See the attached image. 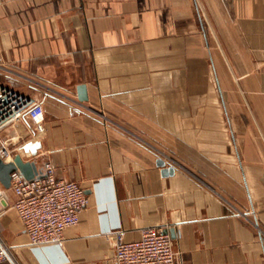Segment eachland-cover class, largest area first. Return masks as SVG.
<instances>
[{
    "label": "crops",
    "instance_id": "1",
    "mask_svg": "<svg viewBox=\"0 0 264 264\" xmlns=\"http://www.w3.org/2000/svg\"><path fill=\"white\" fill-rule=\"evenodd\" d=\"M0 82L44 106L0 147L89 196L63 246L9 210L17 264H115L148 227L176 264H264V0H0Z\"/></svg>",
    "mask_w": 264,
    "mask_h": 264
},
{
    "label": "built area",
    "instance_id": "2",
    "mask_svg": "<svg viewBox=\"0 0 264 264\" xmlns=\"http://www.w3.org/2000/svg\"><path fill=\"white\" fill-rule=\"evenodd\" d=\"M30 118L38 131H43L44 106L20 90L0 82V134ZM0 156L13 160L6 145ZM43 177L28 180L19 171L11 173V186L0 183V264H17L12 246L2 230V218L14 209L31 245H64L66 230L80 221L81 212L89 204L85 189L75 181L57 177L51 163L42 168ZM12 190V200L8 191ZM163 227H148L138 239L127 241L123 233H115V264H176L173 238Z\"/></svg>",
    "mask_w": 264,
    "mask_h": 264
},
{
    "label": "water",
    "instance_id": "3",
    "mask_svg": "<svg viewBox=\"0 0 264 264\" xmlns=\"http://www.w3.org/2000/svg\"><path fill=\"white\" fill-rule=\"evenodd\" d=\"M80 89H84V87H81ZM80 99L83 100L85 98L80 95ZM15 170H19L28 180L43 177L42 170L39 169L33 161L24 160L21 156L16 155L11 162L6 163L0 156V183L5 188H10L11 173ZM172 171V169H166V172ZM166 232L169 233L168 230H166Z\"/></svg>",
    "mask_w": 264,
    "mask_h": 264
},
{
    "label": "rangeland",
    "instance_id": "4",
    "mask_svg": "<svg viewBox=\"0 0 264 264\" xmlns=\"http://www.w3.org/2000/svg\"><path fill=\"white\" fill-rule=\"evenodd\" d=\"M2 230H3V228H2ZM3 233H4V235H5V239H6V234H5L4 230H3ZM6 241L8 242L9 240L6 239ZM8 243H9V242H8ZM9 244H10V243H9ZM11 252H12V254H13L14 257H15V254H14V250H13V248H12ZM9 264H10V263H9Z\"/></svg>",
    "mask_w": 264,
    "mask_h": 264
}]
</instances>
